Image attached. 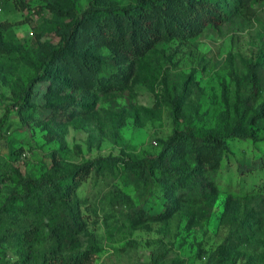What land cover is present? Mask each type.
Instances as JSON below:
<instances>
[{
	"label": "rangeland",
	"instance_id": "rangeland-1",
	"mask_svg": "<svg viewBox=\"0 0 264 264\" xmlns=\"http://www.w3.org/2000/svg\"><path fill=\"white\" fill-rule=\"evenodd\" d=\"M136 1L0 0V118L7 114L0 128V261L24 264L27 252L50 246L43 215L15 176L65 173L102 157L118 162L101 161L70 190L76 222L96 247L90 264H257L258 245L264 255V221H246L263 203L248 192L264 188V0L196 35L162 40L134 60L77 44L74 53L92 55L121 86L81 91L52 71L58 89L45 91L43 80L27 109L14 107L59 42L56 25L90 5ZM189 131L250 135L227 141L218 168L201 167L189 148L175 155L181 189L172 193L165 173L144 185L122 168L120 160L156 156L163 142ZM240 232L245 243L235 242Z\"/></svg>",
	"mask_w": 264,
	"mask_h": 264
},
{
	"label": "trees",
	"instance_id": "trees-1",
	"mask_svg": "<svg viewBox=\"0 0 264 264\" xmlns=\"http://www.w3.org/2000/svg\"><path fill=\"white\" fill-rule=\"evenodd\" d=\"M261 0H137L135 4L126 6H107L97 8L90 5L81 15L72 14L66 24L55 26L60 36L59 42L42 58L40 70L34 75L19 94L14 107L22 113L30 106L37 85L41 81H49L45 91L58 89L54 84L52 71L66 76L69 87L81 91L109 92L118 89L117 78L104 72L101 63L89 54L74 53L75 45L87 43L85 47L113 50L115 56L134 60L142 57L156 44L173 36L196 35L200 30L224 24L233 14L247 10L253 2ZM49 8L58 14L67 13L58 6L49 4ZM6 112L0 118V128L6 118ZM254 120L250 125H253ZM190 132V131H189ZM187 132L178 137H170L162 144L158 155L139 160H120L123 169L131 171L137 179L147 185L152 175L159 171L165 173L168 182L164 189L172 193L181 189L179 178L182 174L171 164L181 153L185 155L187 148L196 158L197 163L209 168H218L227 148V141L236 137L244 138L250 134L235 133L218 134L212 132ZM2 132H0V137ZM101 161L115 167L118 159L102 157L87 161L78 168L65 173L47 171L41 176H15L33 200L32 206L44 218V229H47L49 244L47 248L27 252L24 264H90L96 253L94 243L85 240L81 224L76 222L79 208L70 201V190L89 175L92 167H102ZM200 167V171L202 168ZM207 168V167H206ZM68 194L66 197L65 195ZM120 196H126L120 193ZM249 198H260L264 203V188L248 192ZM260 203V202H259ZM259 208L257 214L248 216L249 224L257 226L264 221V209ZM172 207L170 202L167 203ZM164 216V214L162 215ZM240 232L235 242L245 243ZM253 236V233H252ZM251 236V237H252ZM35 237H37L35 235ZM35 242V239H32ZM255 261L258 264L264 255L255 246ZM0 264H8L0 261ZM264 264V262H261Z\"/></svg>",
	"mask_w": 264,
	"mask_h": 264
}]
</instances>
